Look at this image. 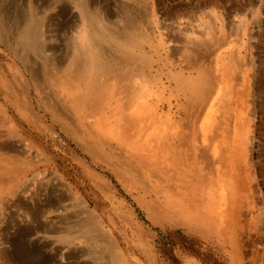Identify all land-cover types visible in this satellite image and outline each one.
Returning <instances> with one entry per match:
<instances>
[{"label": "rangeland", "instance_id": "1", "mask_svg": "<svg viewBox=\"0 0 264 264\" xmlns=\"http://www.w3.org/2000/svg\"><path fill=\"white\" fill-rule=\"evenodd\" d=\"M131 28L149 60L141 98L153 114L142 129L148 147L174 142L161 118L186 117L188 98L177 83L195 77L191 51L248 101L250 117L236 109L232 158L242 187L232 220L202 222L176 208L157 186L159 166L130 171L126 147L76 112L71 93L57 85L82 33L97 41L100 31ZM230 58L241 64L236 72H224ZM212 97L192 110L193 151L208 148L199 128ZM216 167L198 172L194 199L222 183ZM162 177L166 184L171 176ZM3 263L264 264V0H0Z\"/></svg>", "mask_w": 264, "mask_h": 264}, {"label": "bare ground", "instance_id": "2", "mask_svg": "<svg viewBox=\"0 0 264 264\" xmlns=\"http://www.w3.org/2000/svg\"><path fill=\"white\" fill-rule=\"evenodd\" d=\"M97 39L94 40L87 32L82 33L70 63L56 74L57 85L71 93V104L75 111L86 120H92L94 128L99 125L104 136L126 147L127 157L133 160L128 163L133 173L136 167L149 168L152 163H156L162 174L157 176V186L169 195L176 208L202 222L212 221L214 216L222 224L232 220L236 215L235 206L242 187L236 177V161L234 163L232 158L233 149L238 148L236 144L240 132L237 107L244 106L247 111L245 114L250 117L248 101L240 90L236 92L234 87L225 84L231 82L228 76L220 80L207 71L202 65L203 54L199 58L193 51L187 53V69L195 72V77L177 83L179 92L188 98L186 117H181L180 121L169 115L161 118L163 131L167 133L164 136L171 134L174 142L165 144V139H159L158 144L148 147L142 129L145 124H152L153 114L146 110L141 100L147 87L145 69L149 61L143 51L145 40L133 28L125 34L103 30L98 33ZM101 43L111 45L113 54L104 53L100 48ZM230 59L219 61L224 65V72H236L241 68L239 61ZM61 75L66 77L65 83H61ZM210 96L213 97L209 111L199 128L202 133L199 141L208 148L203 146L205 148L198 147L193 151L192 136L196 122L192 110L205 103ZM210 163L213 167L218 165L216 176L222 183L216 185L214 182L216 186L213 185V189L205 187L199 193L202 199H194L196 181L200 177L198 172L205 170ZM162 176L171 177L163 184ZM181 190H185L184 195L180 193ZM175 194L182 196L187 203L177 204Z\"/></svg>", "mask_w": 264, "mask_h": 264}]
</instances>
